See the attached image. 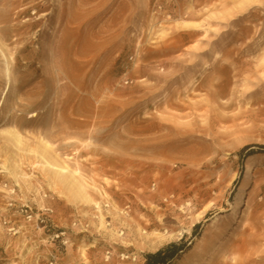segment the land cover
Segmentation results:
<instances>
[{"label":"rangeland","instance_id":"1","mask_svg":"<svg viewBox=\"0 0 264 264\" xmlns=\"http://www.w3.org/2000/svg\"><path fill=\"white\" fill-rule=\"evenodd\" d=\"M0 43L12 60L3 102L0 54V264H146L173 242L186 248L169 264H193L209 238L208 257L231 242L247 249L230 264H264V0H0ZM41 139L93 186L105 225L45 165ZM160 141L183 153H157ZM160 178L176 187L154 203L208 208L199 226L157 249L113 243L110 228L133 234L151 215Z\"/></svg>","mask_w":264,"mask_h":264},{"label":"bare ground","instance_id":"2","mask_svg":"<svg viewBox=\"0 0 264 264\" xmlns=\"http://www.w3.org/2000/svg\"><path fill=\"white\" fill-rule=\"evenodd\" d=\"M237 2L240 0H236ZM255 0H249V3L251 4ZM241 4H246L245 2H242ZM244 8V7H243ZM242 5L238 7L237 12H242L243 10ZM178 24L181 27H197L198 22L190 21V20H182L179 21ZM255 51V49H253ZM0 54L3 58V75L5 78V87H4V96L2 97L3 102L5 99V96L7 92L11 88L12 84V60L8 57L6 54L3 46L0 43ZM207 67V65H205ZM227 69L233 70L236 75L242 74L243 72H249V74L253 71H257L258 67H254L250 62L244 63L243 65L239 66L235 62H230L229 66H226ZM253 70V71H252ZM247 74V76L249 75ZM245 83L248 84V79H245ZM226 88V87H225ZM2 102V104H3ZM2 107V105H1ZM1 111V108H0ZM32 115H35L33 113ZM14 138L21 143L22 142V136L17 131H11ZM40 146L42 147V158L44 159L45 165L50 167L53 171H55L59 176L63 177L65 181H68L70 185L75 186L72 187L76 191V195L79 197L80 200H83L87 203H92L94 205L99 214L100 221L102 225H105V217L102 213V205L98 200H95L92 197L91 189H93V186L90 185L87 181L81 180L76 175L78 174L79 170L72 169L66 158L68 157H61L58 154H52V145L49 143V141L45 139H41ZM154 149L157 153L165 155V156H171L178 153H183L182 148L175 147L173 145H170L168 142L160 141L154 144ZM159 166H165V163H159ZM253 174V167L251 165L248 166L247 171V178L250 180L251 176ZM171 178H160V185L162 187L161 191H153L151 193H148V197L150 198V205L149 210L152 211L151 215L149 214H142L138 220L134 221V230H132L133 234H125V232H118L114 229H109L111 234H108L111 241L113 243H123L125 247H131V246H137L139 245L142 249L149 248V249H157L159 246L170 242L175 239L182 238L185 234L191 233L192 228L200 222L202 216L207 211L208 208L203 209L201 212L195 213L193 211L194 205L190 202L186 204H180L177 205L176 203L172 205L170 209H166L162 211V209L154 203V200L158 195H161L162 192L165 194V199L169 200V196L166 194L169 187L175 188L176 185H173ZM95 190H98V188H95ZM103 195V192H101ZM246 192L243 193L241 198L237 201V206L234 213V219L237 221L242 216V206L246 204V198H245ZM170 197H175L174 194H172ZM182 198L179 196L177 198L178 201H180ZM108 205V204H107ZM152 213L154 215H152ZM123 214H126V212L123 211ZM128 216V215H127ZM176 221L179 225L178 227L170 228L169 223ZM132 229V226H130ZM233 229H235V226H232ZM152 230V231H150ZM128 238V239H127ZM258 239L253 236L249 241L248 245L252 244L253 242L257 241ZM213 246V239L209 238L206 240L204 246L201 250H199L195 256L194 260L197 258L199 259L198 262H193V264H230L229 260L233 259L232 252L234 250L239 251H245V249H242V246L239 244H232L231 242H227L225 246L223 247V251L226 252V257L224 259L218 258V256L215 255V251H213V255L208 257L207 254ZM83 257L86 258V252L83 250ZM122 258H130V255L127 253L121 254ZM246 264V263H245Z\"/></svg>","mask_w":264,"mask_h":264},{"label":"trees","instance_id":"3","mask_svg":"<svg viewBox=\"0 0 264 264\" xmlns=\"http://www.w3.org/2000/svg\"><path fill=\"white\" fill-rule=\"evenodd\" d=\"M253 145H247L243 150L251 149ZM262 149H264V144L258 145ZM254 153V150H249L247 155H251ZM199 224L195 226L197 228ZM185 244H178L176 242L170 243L165 248L159 249L154 253L147 254L146 264H169L172 260H174L180 251L185 250Z\"/></svg>","mask_w":264,"mask_h":264},{"label":"built area","instance_id":"4","mask_svg":"<svg viewBox=\"0 0 264 264\" xmlns=\"http://www.w3.org/2000/svg\"><path fill=\"white\" fill-rule=\"evenodd\" d=\"M25 212H27V219L29 220V221H31V220H33L34 219V215L32 214V213H28V210H25ZM45 221V219L44 218H38L37 219V223H39V222H44Z\"/></svg>","mask_w":264,"mask_h":264}]
</instances>
